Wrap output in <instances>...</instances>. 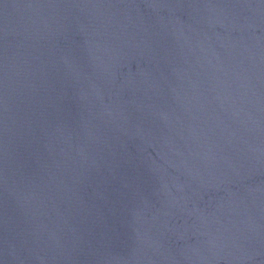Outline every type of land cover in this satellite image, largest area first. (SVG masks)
<instances>
[{
	"label": "water",
	"instance_id": "obj_1",
	"mask_svg": "<svg viewBox=\"0 0 264 264\" xmlns=\"http://www.w3.org/2000/svg\"><path fill=\"white\" fill-rule=\"evenodd\" d=\"M0 264H264V0H0Z\"/></svg>",
	"mask_w": 264,
	"mask_h": 264
}]
</instances>
